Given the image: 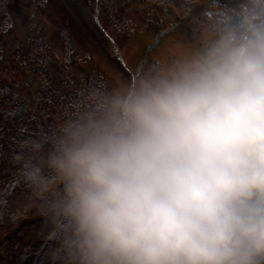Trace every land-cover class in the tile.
Wrapping results in <instances>:
<instances>
[{
    "label": "clouds",
    "instance_id": "1",
    "mask_svg": "<svg viewBox=\"0 0 264 264\" xmlns=\"http://www.w3.org/2000/svg\"><path fill=\"white\" fill-rule=\"evenodd\" d=\"M31 149L70 264H264V0H215Z\"/></svg>",
    "mask_w": 264,
    "mask_h": 264
},
{
    "label": "rangeland",
    "instance_id": "2",
    "mask_svg": "<svg viewBox=\"0 0 264 264\" xmlns=\"http://www.w3.org/2000/svg\"><path fill=\"white\" fill-rule=\"evenodd\" d=\"M214 8L215 0H0V264H70L51 194L25 178V163L38 159L32 143L58 135L92 91L178 54Z\"/></svg>",
    "mask_w": 264,
    "mask_h": 264
}]
</instances>
